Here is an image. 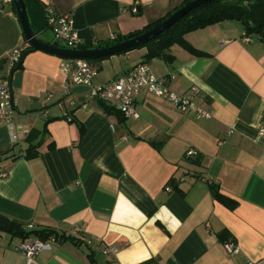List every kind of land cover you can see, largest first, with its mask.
<instances>
[{
	"label": "crops",
	"instance_id": "obj_1",
	"mask_svg": "<svg viewBox=\"0 0 264 264\" xmlns=\"http://www.w3.org/2000/svg\"><path fill=\"white\" fill-rule=\"evenodd\" d=\"M28 0L32 30L54 44L46 8L70 14L81 45L143 29L184 0ZM43 11V12H42ZM240 21L190 31L185 40L207 56L174 44L169 61L147 64L173 91L196 87L209 119H196L147 93L136 96L137 119L107 113L85 86L63 94L62 58L34 50L11 75L18 107L0 125V217L74 238L52 241L34 264H246L264 260V41ZM115 36V39H111ZM11 1L0 0V59L27 45ZM55 45V44H54ZM135 48L89 61L102 85L143 61ZM6 71V64L3 69ZM82 128V129H81ZM231 130V132H229ZM15 134L17 139H12ZM34 134L31 142L28 136ZM37 144L38 155L24 158ZM193 149L196 154L187 156ZM208 182L237 201L229 209ZM229 237L221 241L218 232ZM28 238L39 239L33 235ZM22 239L0 234V264H26ZM238 247L229 254L227 241ZM115 252H106L109 247ZM93 262L90 261V257Z\"/></svg>",
	"mask_w": 264,
	"mask_h": 264
},
{
	"label": "built area",
	"instance_id": "obj_2",
	"mask_svg": "<svg viewBox=\"0 0 264 264\" xmlns=\"http://www.w3.org/2000/svg\"><path fill=\"white\" fill-rule=\"evenodd\" d=\"M10 1V0H7ZM139 2L135 0L130 11L134 14L138 13ZM46 10L47 27L51 31L55 45L63 48L76 49L81 45V41L76 30L73 27L70 14H55ZM115 39V36H111ZM245 42L249 41L248 35L243 34L242 38ZM63 45H60V44ZM26 47H17L6 54V71L0 75V125L10 126L18 107V99L12 92L10 69L19 61L21 51ZM61 71L67 76L68 83L64 85L63 94L70 92L71 86H85L90 89L91 98L101 101L108 106L118 110L125 119H137L139 114L136 110V96L140 93H147L156 98L165 100L170 103L176 110L184 114H190L196 119H209L211 112L203 105L196 87L179 93L170 89L164 76L155 75L150 66L145 62L137 63L124 73L109 80L105 84L95 85L94 77L95 69L87 59L80 58H62L60 63ZM263 128L259 129V133H263ZM231 132V130L229 131ZM12 139L16 140L15 134ZM196 154L193 149L186 152L187 156ZM5 171L0 172V177H6ZM32 225L27 224L25 229H31ZM54 241L51 237L45 241L40 239L27 238L18 242L14 250L21 253L26 264H34L35 256L44 249L50 248ZM225 250L229 254H236L238 247L236 243L229 240L224 244ZM116 247L111 246L106 252H115ZM246 264H264V260L260 263Z\"/></svg>",
	"mask_w": 264,
	"mask_h": 264
},
{
	"label": "trees",
	"instance_id": "obj_3",
	"mask_svg": "<svg viewBox=\"0 0 264 264\" xmlns=\"http://www.w3.org/2000/svg\"><path fill=\"white\" fill-rule=\"evenodd\" d=\"M10 1H11L12 10L14 11V13H16L13 1L12 0ZM27 1L28 0H23L27 17L29 19L30 28L32 30V24L30 22L28 8H27ZM191 1L193 0H184V2L178 8L182 7L185 4H188ZM178 8H176L175 10H177ZM170 14L171 13H168L166 16L154 22L149 23L141 30H137V31L129 32L125 35L117 36V38L114 41L101 42L98 46L106 47L116 42H120L128 38L134 37L136 35H139L140 33H143L144 31L151 29L152 27L156 26L157 24L165 20ZM225 20L240 21L243 25L245 35L248 36L256 35L259 39L264 41V0H212L205 4L200 5L199 7L190 10V12L184 15L181 19H179L176 23L170 26L167 30L156 36L151 41L147 42L145 45L141 46L146 48V53L144 55L142 62L147 63L155 58L169 61L171 59V56L168 53V49L174 44L181 46L187 52H189L194 56H198V57L207 56L208 55L207 53L200 51L194 48L193 46H191L185 40L184 35L190 31L204 28L208 25H212ZM45 26L47 27V21L45 22ZM25 43L27 45L21 51V57L19 61L16 62L13 65V67L10 69V78L15 70L21 68L22 61L26 56V54L36 50L27 41H25ZM78 48L86 49V47L82 45H79ZM107 57L109 56L94 60H102ZM87 60L90 61L89 59ZM5 63H6L5 58L0 59V70L3 69ZM98 102H100L103 105L104 110L107 113H116L117 115L121 116L122 119L124 118V116L115 108L108 106L101 101ZM34 136H35L34 134H30L28 136V140L31 142ZM37 155H38L37 144L30 143V145L24 151V158L32 159ZM208 186L212 194V197L215 200H217L218 202H220L221 204H223L224 206H226L231 210L236 208L238 204L237 201L220 192L217 184L208 182ZM1 233L9 234L12 237H19L22 240L27 239L30 235H33L43 241L51 237H53L55 240H64V239L66 240L71 238L63 234H58L55 230L50 228L33 229V230L25 229V226L19 223L18 221L10 220L3 216L0 217V234ZM217 234L221 241H225L229 237V232L226 229L219 231ZM71 240L76 243L78 242L75 241L74 238H71ZM89 257H90V261L93 262L91 255H89ZM137 264H160V263L156 258H149Z\"/></svg>",
	"mask_w": 264,
	"mask_h": 264
},
{
	"label": "water",
	"instance_id": "obj_4",
	"mask_svg": "<svg viewBox=\"0 0 264 264\" xmlns=\"http://www.w3.org/2000/svg\"><path fill=\"white\" fill-rule=\"evenodd\" d=\"M16 15L18 17L22 33L26 41L36 50H42L54 55H57L61 58H80V59H99L106 56H111L114 54H121L132 49L141 47L147 42L154 39L156 36L167 30L170 26L176 23L184 15H186L190 10L199 7L202 4H205L212 0H193L188 4L183 5L182 7L175 10L171 13L165 20L152 27L151 29L140 33L134 37L128 38L126 40L116 42L106 47L99 48H76L69 49L59 47L54 44H48L39 40L36 35L32 32L29 24V19L27 17L26 9L23 0H12Z\"/></svg>",
	"mask_w": 264,
	"mask_h": 264
},
{
	"label": "rangeland",
	"instance_id": "obj_5",
	"mask_svg": "<svg viewBox=\"0 0 264 264\" xmlns=\"http://www.w3.org/2000/svg\"><path fill=\"white\" fill-rule=\"evenodd\" d=\"M60 45H63V44L61 43ZM91 61L94 62L95 60H91ZM3 73H4V70L1 69V70H0V75L3 74Z\"/></svg>",
	"mask_w": 264,
	"mask_h": 264
}]
</instances>
